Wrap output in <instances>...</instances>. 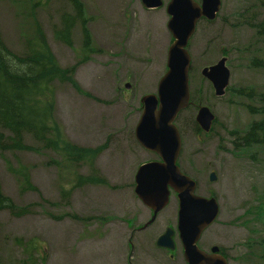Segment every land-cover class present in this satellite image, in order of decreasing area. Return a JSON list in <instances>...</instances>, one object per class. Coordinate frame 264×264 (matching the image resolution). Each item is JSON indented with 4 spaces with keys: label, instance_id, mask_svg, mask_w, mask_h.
I'll list each match as a JSON object with an SVG mask.
<instances>
[{
    "label": "rangeland",
    "instance_id": "obj_1",
    "mask_svg": "<svg viewBox=\"0 0 264 264\" xmlns=\"http://www.w3.org/2000/svg\"><path fill=\"white\" fill-rule=\"evenodd\" d=\"M81 1L93 52L83 49L80 25L71 46L55 36L62 15L75 13L69 0H0V36L13 52L24 55L28 40L42 32L60 66H76L75 84L55 82L54 114L65 139L84 148L103 147L93 166L66 164L42 146L39 152L0 149L2 191L18 207H29L22 216L0 210V264H187L179 236L175 250L156 244L178 222L175 192L150 227L135 231L151 215L135 194V175L158 155L138 144L134 130L143 96L157 93L167 72L174 40L167 27L171 0L156 9L144 8L141 0ZM221 1L217 18H203L189 43L194 103L209 106L216 119L209 132H198L197 108L181 113L178 162L197 181L199 195L219 200V216L200 245L222 247L229 264H264V145L234 142L261 118L248 112L251 101L237 91L264 90V68L252 64L254 58L264 63V38L256 27L264 20V0ZM223 57L230 78L224 95L217 96L202 69ZM24 140L40 145L29 133ZM19 163L29 168L38 190L21 189L13 171ZM93 172L107 184L74 185ZM212 172L216 181L210 180Z\"/></svg>",
    "mask_w": 264,
    "mask_h": 264
},
{
    "label": "water",
    "instance_id": "obj_2",
    "mask_svg": "<svg viewBox=\"0 0 264 264\" xmlns=\"http://www.w3.org/2000/svg\"><path fill=\"white\" fill-rule=\"evenodd\" d=\"M141 1L148 9L163 6V0ZM221 5V0H202L201 3L195 0H171L168 3V29L174 37L168 50V70L158 83L157 93L143 96V110L134 130L138 144L160 158L140 165L135 175L136 195L153 210V216L145 227L154 222L159 212L169 204L171 191L176 192L179 200L177 230L187 264H228V259L219 254V246H214L209 253L198 245L203 232L217 219L220 205L214 196L197 194L196 180L179 166L182 136L175 123L191 100L189 40L195 34L198 22L202 18L214 20ZM225 62L226 58L223 57L202 70L203 76L213 84L217 96L224 95L229 83L230 72ZM125 87L130 88V84L127 83ZM214 119L215 115L207 105L198 109L196 122L202 130L210 131ZM216 179V173L212 172L210 180ZM175 233V229L167 228L158 238L157 245L174 250Z\"/></svg>",
    "mask_w": 264,
    "mask_h": 264
},
{
    "label": "trees",
    "instance_id": "obj_3",
    "mask_svg": "<svg viewBox=\"0 0 264 264\" xmlns=\"http://www.w3.org/2000/svg\"><path fill=\"white\" fill-rule=\"evenodd\" d=\"M74 7V14L65 13L61 18V27L55 33L58 40L68 46L72 45V33L80 25L83 35L84 51L93 52L92 34L88 27L89 18L85 5L81 0H69ZM258 33L264 38V20L256 25ZM42 32L27 42L24 55L13 52L0 36V149L2 151H40L50 149L66 164L94 165V160L103 149L84 148L68 141L63 136L55 118V82L75 84L74 70L76 66L61 67L48 48ZM252 64L263 67L262 60L254 58ZM238 95L247 97L251 102L245 106L249 113L259 114L261 118L252 122L249 128L235 137L234 142L243 147L264 145V90L256 92L253 87L242 88ZM193 106L197 105L193 96ZM199 132L200 127L196 125ZM8 132V134L6 133ZM27 133L40 143L31 145L25 142ZM59 162V161H57ZM20 178L21 189L38 190L30 181L29 168L19 163L13 170ZM107 184L105 178L98 177L94 172L87 176H79L74 185ZM64 194L70 189L63 188ZM260 208V205L257 206ZM7 209L16 216L28 213L29 207L18 205L2 191L0 181V210ZM260 244H264L261 239ZM264 258V254L261 255Z\"/></svg>",
    "mask_w": 264,
    "mask_h": 264
},
{
    "label": "flooded vegetation",
    "instance_id": "obj_4",
    "mask_svg": "<svg viewBox=\"0 0 264 264\" xmlns=\"http://www.w3.org/2000/svg\"><path fill=\"white\" fill-rule=\"evenodd\" d=\"M150 210V213H151V215H150V219H151V217H152V215H153V211L151 210V209H149ZM178 211H179V207H178ZM150 219H148L143 225H139L138 227H136L135 228V231H138V232H140V231H143V230H145V229H147L148 227H150L152 224H150L148 227H144V225H146V223L150 220ZM156 221V220H155ZM178 223V222H177ZM176 226H177V224H176ZM176 226H175V229H176ZM178 237V234L176 233V235H175V240H176V238ZM176 242H177V240H176ZM199 246H201V245H199ZM215 246V245H214ZM214 246H211L210 247V249H205V248H203L202 246L200 247V248H202L203 250H206V251H208V252H211V249L214 247ZM219 253H221V254H223V255H225V256H227V254H226V252L224 251V249L222 248V247H220V251H219ZM228 257V256H227Z\"/></svg>",
    "mask_w": 264,
    "mask_h": 264
}]
</instances>
